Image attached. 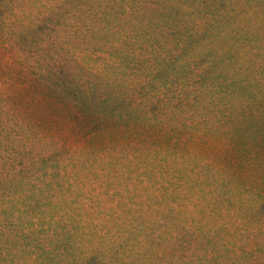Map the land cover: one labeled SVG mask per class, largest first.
Wrapping results in <instances>:
<instances>
[{
  "label": "trees",
  "instance_id": "1",
  "mask_svg": "<svg viewBox=\"0 0 264 264\" xmlns=\"http://www.w3.org/2000/svg\"><path fill=\"white\" fill-rule=\"evenodd\" d=\"M255 34L264 0H0V264H264Z\"/></svg>",
  "mask_w": 264,
  "mask_h": 264
},
{
  "label": "rangeland",
  "instance_id": "2",
  "mask_svg": "<svg viewBox=\"0 0 264 264\" xmlns=\"http://www.w3.org/2000/svg\"><path fill=\"white\" fill-rule=\"evenodd\" d=\"M206 27L211 28L206 30L205 33H200L199 37L189 44L190 47L193 48V52L189 53L190 57L193 56L191 60L202 57L210 59L217 56L220 51L230 46L234 38L240 33V28L246 26L242 24L240 15L226 14L223 17H218ZM250 39L257 44L259 43L264 46V40L259 37L258 34L250 35ZM225 177L229 178L230 174L225 173ZM223 189L230 190V197L231 200H233L230 207V217L232 220L240 221V210H238L236 205L237 202L235 201H237L240 197H243V194H241L239 190L237 191V189L231 188L229 185H225V188ZM240 203L242 204L241 198Z\"/></svg>",
  "mask_w": 264,
  "mask_h": 264
}]
</instances>
